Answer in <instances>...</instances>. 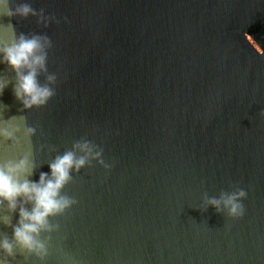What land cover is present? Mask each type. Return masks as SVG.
Listing matches in <instances>:
<instances>
[{
  "label": "water",
  "instance_id": "95a60500",
  "mask_svg": "<svg viewBox=\"0 0 264 264\" xmlns=\"http://www.w3.org/2000/svg\"><path fill=\"white\" fill-rule=\"evenodd\" d=\"M23 2L59 23L0 16V42L9 25L48 36L39 80L57 82L46 106L24 111L0 65V128L13 133L0 162L29 155L38 181L87 140L111 165L72 172L62 194L77 203L42 233L44 264H264V0ZM239 188L241 218L206 204ZM18 218L0 207V235Z\"/></svg>",
  "mask_w": 264,
  "mask_h": 264
},
{
  "label": "clouds",
  "instance_id": "9594fccd",
  "mask_svg": "<svg viewBox=\"0 0 264 264\" xmlns=\"http://www.w3.org/2000/svg\"><path fill=\"white\" fill-rule=\"evenodd\" d=\"M0 16L27 19L35 17L38 24L47 27L50 23H59L54 15H45L44 10H35L31 3L23 0H0ZM13 40L9 44L0 42V65L10 68L16 77L13 92L24 111L44 107L55 95L57 76L55 73L46 75V82L41 83L39 76L47 73L48 50L52 47L51 39L46 35L16 33L12 25ZM6 82L0 78V94ZM264 117V111L260 113ZM18 130V129H17ZM25 134L31 137L35 129L27 127ZM13 133L0 128V139H12ZM96 161L105 170L111 165L106 164L103 152L85 140L73 144L70 151L57 156L49 165V173L41 172L38 181L28 179L35 170V164L29 155L17 161L0 162V207L7 205L10 212H17L18 220L12 227L11 237L0 235V264H11L17 253L25 257H35L44 264L49 251V238L42 233L57 230L50 219L63 215L77 203L69 196L63 195V189L72 180V172ZM247 192L241 188L231 193H222L216 199H206V204L214 207L217 212H225L228 218L238 219L244 216L242 203ZM26 205H31L29 209ZM4 223L7 224L5 218Z\"/></svg>",
  "mask_w": 264,
  "mask_h": 264
}]
</instances>
